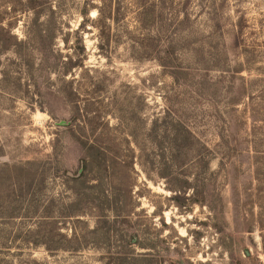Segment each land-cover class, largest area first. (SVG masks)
Returning a JSON list of instances; mask_svg holds the SVG:
<instances>
[{
    "label": "rangeland",
    "instance_id": "rangeland-1",
    "mask_svg": "<svg viewBox=\"0 0 264 264\" xmlns=\"http://www.w3.org/2000/svg\"><path fill=\"white\" fill-rule=\"evenodd\" d=\"M0 264H264V0H0Z\"/></svg>",
    "mask_w": 264,
    "mask_h": 264
},
{
    "label": "trees",
    "instance_id": "trees-1",
    "mask_svg": "<svg viewBox=\"0 0 264 264\" xmlns=\"http://www.w3.org/2000/svg\"><path fill=\"white\" fill-rule=\"evenodd\" d=\"M13 38L18 42H20V40H18L17 36H13ZM44 36H41V40L43 41ZM97 165L91 164V167L94 165L96 171H97V177H95V181L98 182V185H102L106 180H107V176L109 174V169H110V163H105L104 165H101L100 162L96 163ZM85 166L88 168V166H90V164L85 160ZM98 187V186H97Z\"/></svg>",
    "mask_w": 264,
    "mask_h": 264
}]
</instances>
